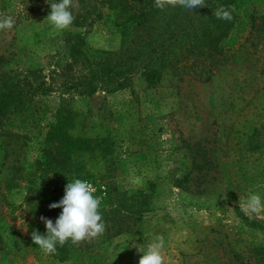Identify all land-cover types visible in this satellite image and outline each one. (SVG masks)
I'll list each match as a JSON object with an SVG mask.
<instances>
[{
    "label": "rangeland",
    "instance_id": "rangeland-1",
    "mask_svg": "<svg viewBox=\"0 0 264 264\" xmlns=\"http://www.w3.org/2000/svg\"><path fill=\"white\" fill-rule=\"evenodd\" d=\"M53 1L0 0V18L14 21L11 29L0 30V67L7 74L39 75L46 80L50 52L58 41L45 19ZM77 4L70 9L74 21L67 29L80 32L87 49L94 53L115 49L118 35L105 0H77ZM251 9L256 15L252 25L247 22ZM239 20L221 43L230 58L212 67L208 81L198 82L186 75L177 78L167 71L154 93L146 94L149 90L135 74L127 88L77 95L60 78L47 93L34 97V119H17L13 127L0 132V264H138L142 255L138 247L145 248L155 235L164 237V264L253 261L251 242L264 240L259 229L264 228V218L240 210L245 188L234 178H226L223 167L228 165L226 160L240 154L228 138V125L249 116L264 124V0H246ZM134 94L139 125L152 146L118 144L108 176L87 181L101 201L111 185L126 192L143 188L151 208L135 220L113 221L96 238L78 245L69 241V257L56 261L33 243L31 233H40L44 223L40 217H32L25 205L32 190L50 188L53 183L50 176L38 178L33 173L45 122L62 101L96 124L113 126L114 111ZM194 149L212 159L211 167L193 171L190 181L177 185L183 156ZM255 157L256 153L248 156ZM253 161L264 180V162ZM120 223L122 227L127 224V230L116 233ZM234 251L240 252L241 261L234 258ZM261 262L264 264V253Z\"/></svg>",
    "mask_w": 264,
    "mask_h": 264
},
{
    "label": "trees",
    "instance_id": "trees-1",
    "mask_svg": "<svg viewBox=\"0 0 264 264\" xmlns=\"http://www.w3.org/2000/svg\"><path fill=\"white\" fill-rule=\"evenodd\" d=\"M245 1L206 0L204 7L190 11L179 5H168L161 10L154 6V0H105L110 23L118 35L115 49L94 53L87 49L80 32L65 29L56 32L58 41L50 52L46 80L39 75H9L0 67V132L13 127L17 119L19 122L33 120L36 113L34 97L47 93L60 78L65 88L77 95H90L96 91L112 93L127 88L135 74L145 83V90H149L146 94L154 93L167 71L177 78L186 75L198 82L208 81L212 67L231 56L221 43L240 21V7ZM55 2L58 0L52 3ZM220 6L229 11L235 9L231 21L216 18L214 12ZM255 16L251 9L247 14L250 25ZM136 100L134 94L114 111L113 126L96 124L60 101L37 141L33 173L38 178L50 176L53 183L50 188H35L25 199L32 217L44 216L55 222L62 209H50L49 204L59 201L65 185L76 178L93 180L108 176L118 144L128 148L152 146L147 144L139 125V113L133 105ZM228 128V138L233 140L240 154L224 163L228 164L223 167L225 177H232L244 186L245 198L250 192H257L264 198L262 171L252 164L253 160L264 162V124L249 116L237 119ZM185 147L190 148L187 143ZM251 153H256L257 157L249 159ZM183 158L182 174L177 180L180 186L191 180L193 171L202 172L212 164V159L201 150L189 151ZM150 208L149 194L143 188L126 192L113 185L107 189L100 205L106 230L112 227L113 221L135 220ZM121 223L116 226V233L127 230V224L122 227ZM259 229L264 234V228ZM40 234H46L45 224ZM251 243L253 261L249 259L244 264H262L264 240ZM69 255L68 241L62 247L57 245L56 253L50 257L61 262ZM233 255L241 261L240 252L234 251Z\"/></svg>",
    "mask_w": 264,
    "mask_h": 264
},
{
    "label": "clouds",
    "instance_id": "clouds-1",
    "mask_svg": "<svg viewBox=\"0 0 264 264\" xmlns=\"http://www.w3.org/2000/svg\"><path fill=\"white\" fill-rule=\"evenodd\" d=\"M179 5L192 11L194 8L204 7L206 0H154V6L163 10L166 6ZM77 0H58L50 4L51 11L45 19L56 32L69 28L74 16L71 8L77 7ZM233 8L218 7L214 15L217 19L231 21ZM14 21L10 17L0 18V30L11 29ZM95 188L84 179L76 178L65 185L63 197L49 204L50 209L61 208L62 211L53 222L52 219L41 216L45 224L46 234L42 235L38 230L31 233L33 243L41 249L45 255L55 254L57 245L63 246L68 241L78 245L102 235L105 224L100 211L101 199L94 195ZM239 208L245 214L254 213L258 218H264V198L257 192H250L247 198L239 202ZM165 241L163 235H155L145 248L138 247L140 255L138 264H164L163 249Z\"/></svg>",
    "mask_w": 264,
    "mask_h": 264
}]
</instances>
